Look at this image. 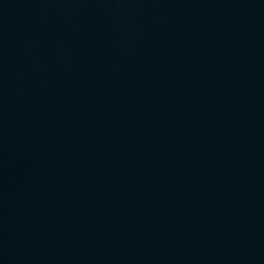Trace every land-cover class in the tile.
Segmentation results:
<instances>
[{
    "label": "water",
    "instance_id": "water-1",
    "mask_svg": "<svg viewBox=\"0 0 264 264\" xmlns=\"http://www.w3.org/2000/svg\"><path fill=\"white\" fill-rule=\"evenodd\" d=\"M0 264H264V0H0Z\"/></svg>",
    "mask_w": 264,
    "mask_h": 264
}]
</instances>
